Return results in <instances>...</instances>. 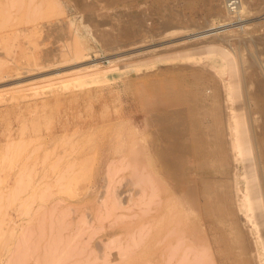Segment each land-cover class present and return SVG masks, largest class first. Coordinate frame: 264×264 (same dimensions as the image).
<instances>
[{"label":"rangeland","instance_id":"374dc122","mask_svg":"<svg viewBox=\"0 0 264 264\" xmlns=\"http://www.w3.org/2000/svg\"><path fill=\"white\" fill-rule=\"evenodd\" d=\"M13 1L0 0V264H164L166 258L167 264H179L186 254L183 264H259L255 257L264 252L263 218L255 210L248 221L237 206L250 156L232 155L223 117L225 106H232L238 112L246 108L257 119L256 184L264 204V98L254 92L264 68L250 63L264 59V0H248L249 11L241 17L248 20L244 30L239 21L231 23L233 34L224 46L242 65L236 76H230L218 53L197 49L203 40L197 32L207 22L227 21L224 0ZM189 52L192 56L185 59ZM94 63L98 66L91 67ZM208 65L224 68L216 76ZM106 68L112 70L96 84L63 85L75 75ZM237 79L240 95L232 92L226 102L224 86ZM147 135L158 161L150 149L136 151ZM132 139L135 160L134 155L122 160L120 151H128ZM110 160L114 170L120 167L116 175H109ZM19 174L27 181L21 193ZM141 178L143 189L129 183ZM112 185L120 193L119 207L118 199L111 204ZM149 188H154L150 197ZM166 190L174 206L169 214L157 195ZM97 197L105 199L106 207ZM118 213L136 215L122 219ZM114 215L120 219L112 221ZM130 239L140 243L133 247ZM123 244L132 246L127 258H122L128 254ZM118 245L126 253L118 252ZM197 256L203 258L196 261Z\"/></svg>","mask_w":264,"mask_h":264},{"label":"bare ground","instance_id":"6f19581e","mask_svg":"<svg viewBox=\"0 0 264 264\" xmlns=\"http://www.w3.org/2000/svg\"><path fill=\"white\" fill-rule=\"evenodd\" d=\"M14 1H19V0H14ZM13 1V2H14ZM21 1H23V0H21ZM227 1L228 0H224V3H223V9H224V14L222 15V17L224 18L223 20L225 21V20H227V21H225V22H223V23H220V24H214V21L213 22H211V23H206L205 24V27H204V29L203 28H201V29H203L202 31H198L197 32V39H203L202 41L200 40V43H202L200 46H198L197 47V49H200V52H206V53H213V52H216V53H218V55L220 56V58H221V60L223 61V62H225L227 65H228V69H229V71L228 72H230L229 74H230V76H236V74H237V72L239 71V67L240 66H242V65H238V60H237V58L235 57V56H233L232 54H231V52L229 51V50H227V49H225L226 47V45H228L227 43H228V38L230 37V36H232L231 35V33L233 32V28L232 27H230L231 26V23L233 22V23H235V21L236 20H238L239 22V27H241L242 29L241 30H244L243 28L244 27H246L247 26V24H248V20H244V19H242L241 17H242V13H244V12H246V11H249V7H248V0H240V2H239V4L237 5V7L235 8V9H231L228 5H227ZM12 2V1H11ZM15 3V2H14ZM28 3V5L26 4V6H29V2H27ZM38 3H40L39 1H38ZM38 3H35V5L36 4H38ZM143 3V2H142ZM23 4V3H22ZM13 5V4H12ZM34 4H33V6H35ZM144 5V4H143ZM14 6V5H13ZM39 6H40V4H39ZM39 6H37L36 7V11L35 12H38L39 10H37L38 8H39ZM260 6V5H259ZM263 6V5H262ZM32 8V7H31ZM257 8V7H256ZM29 8H26V10H28ZM35 9V8H34ZM138 9V8H137ZM31 11H34V10H31ZM30 11V12H31ZM26 12V14H27V11H25ZM251 12V11H250ZM150 14V13H149ZM29 15H31V14H29ZM137 15V14H136ZM26 16V15H25ZM136 17V16H135ZM144 18V17H143ZM260 19H262L263 21L262 22H264V10L261 12V16H260ZM148 22V21H147ZM141 23V22H140ZM232 23V24H233ZM169 24V23H168ZM171 24V23H170ZM169 24V25H170ZM141 25H143V24H141ZM179 26H177L176 28H178ZM202 27V26H201ZM238 27V26H237ZM180 28V27H179ZM195 29V28H194ZM176 31V30H175ZM108 33V32H107ZM107 33H106V35H107ZM109 34H111V33H108V35ZM233 34V33H232ZM249 34V33H248ZM248 34H246V36L248 35ZM100 35H101V37H102V35H105V33L103 34V33H100ZM107 35V36H108ZM253 35V34H252ZM259 36H260V34H258ZM106 36V37H107ZM111 35H109L108 36V38L110 37ZM263 36L264 35H262L261 34V37L263 38ZM103 37H105V36H103ZM192 37V36H191ZM240 37V36H239ZM111 39L110 40H112V37H110ZM140 38V34H139V36H138V38L135 40V42L138 40ZM193 38V37H192ZM238 38V37H237ZM246 38V37H245ZM245 38H243L244 40H245ZM250 38H252L253 39V37H250ZM255 38H257V37H255ZM101 39V41L99 40V35H98V40L101 42V43H104V39L105 38H100ZM195 39V38H194ZM236 39V38H235ZM242 39V38H241ZM240 39V40H241ZM247 39V38H246ZM249 39V38H248ZM251 39V40H252ZM259 39V38H258ZM258 39H256V40H258ZM261 39V38H260ZM106 40H107V38H106ZM105 40V41H106ZM109 40V39H108ZM107 40V41H108ZM256 40H255V43H256ZM115 41V40H114ZM254 41V40H253ZM116 42L118 43L119 41H117L116 40ZM237 42V41H236ZM239 42V41H238ZM241 43H242V41H240ZM239 42V43H240ZM79 43V42H78ZM111 44L113 43L114 44V42H113V40L110 42ZM199 44V43H198ZM257 44L259 45V43L257 42ZM261 44H264V40L262 41V43ZM104 45H105V43H104ZM110 45V44H109ZM118 45V44H117ZM120 45V44H119ZM225 45V46H224ZM230 45V44H229ZM115 46V45H114ZM260 47H261V45H260ZM258 48V47H257ZM196 49V48H195ZM196 49V50H197ZM259 49V48H258ZM261 49H262V47H261ZM261 49H259V50H257V52H259ZM81 50V49H80ZM191 50V49H190ZM195 50V51H196ZM263 50V49H262ZM82 51V50H81ZM192 51V50H191ZM83 52V51H82ZM194 52V51H193ZM192 52V53H193ZM196 52H199V50L198 51H196ZM239 52V51H238ZM263 52V51H262ZM262 52H259L258 54H260L261 55V53ZM75 53H80V51L78 52V50H76L75 51ZM75 53H73V54H75ZM192 53L191 52H189L188 54H186L184 57H185V59L188 57L189 58V55H191L192 56ZM81 54V53H80ZM169 54V53H168ZM167 54V56H169ZM194 54H196V53H194ZM257 54V53H256ZM171 55V54H170ZM164 56H166V55H164ZM163 56V57H164ZM178 56V55H177ZM253 56H255V57H257L256 55H253ZM252 56V57H253ZM75 57L77 58V54L75 55ZM171 57H172V55H171ZM168 58L167 57V59H175V57H174V55H173V58ZM187 58V59H188ZM183 59V58H182ZM260 58H258V59H256L255 60V58H254V60H253V62H250L251 63V65H255V67L256 68H259L260 70H261V67H263L264 68V65L262 64V61L264 60H259ZM239 60H241L240 62L243 64V62L245 61H243V57L241 58V59H239ZM151 61V60H150ZM251 61V60H250ZM108 62H111V61H108ZM205 63V62H204ZM203 63V64H204ZM263 63H264V61H263ZM149 64V63H148ZM151 64V63H150ZM202 64V65H203ZM200 65V64H199ZM91 67H97L98 66V63H94V64H91L90 65ZM209 66V65H208ZM208 66H207V68H208ZM149 67V66H148ZM151 67V66H150ZM213 69H212V68ZM209 66V68H211V70L212 71H214V72H216V73H214L216 76H220V74L222 73V70H223V68H224V66H222V67H220V68H218V69H216L217 67H214V66ZM208 68V69H209ZM80 69H82V68H80ZM85 69V67H83V69L82 70H84ZM115 69V68H114ZM81 70V71H82ZM112 70V68H106V69H103V70H99V71H96V72H93V73H87V74H83V75H75L74 77H72L69 81L67 80L66 82L64 81L63 83V85H65V86H67V85H70V84H75V85H79V86H83V85H87L88 86V84H90V83H94V82H97L98 80H99V78H100V76L102 77H106L107 76V74H108V72L110 73V71ZM241 70H242V68H241ZM75 72H76V70H74ZM78 71V70H77ZM210 71V70H209ZM211 71V72H212ZM240 72V71H239ZM261 74H259L260 76L259 77H257L256 78V86H255V89H254V92L255 93H257V94H259L261 97H263L264 98V74L262 73V71H259ZM264 72V71H263ZM218 74V75H217ZM255 74V73H254ZM243 76V75H242ZM240 77V76H239ZM219 79H220V77H218ZM237 78V77H236ZM65 79V78H64ZM240 81H241V85L243 86V87H247V81L245 80V79H242L241 77H240ZM243 80V81H242ZM53 81V80H52ZM240 81L237 79V80H235V82L234 83H229V84H227V86H224V87H226V89H225V93L226 94H224L225 95V99H226V102L228 101V100H230L231 101V93L232 92H234V95L236 96H239L240 94V91H239V88H240ZM107 82V81H106ZM46 84V83H45ZM94 84H96V83H94ZM99 85V84H98ZM37 86V85H36ZM251 86V85H250ZM47 87V86H46ZM84 87V86H83ZM242 87V88H243ZM72 88H73V86H72ZM71 88V89H72ZM224 89H223V91H224ZM67 90V89H66ZM32 91V90H31ZM35 91H36V89H35ZM20 92V91H19ZM37 93V92H36ZM34 94V93H33ZM35 95V94H34ZM12 97V96H11ZM18 98V97H17ZM22 98V97H21ZM231 104H232V102H230ZM223 104V103H222ZM227 104V103H226ZM226 108H228L227 110L228 111H224L225 112V116L223 117V123H224V129H225V131L227 132V136L229 137V142H227L228 144H230V145H228V146H230V148H229V150H230V152H232L233 154V156L236 158L237 157V154H241V155H248V156H250V159H249V161H248V164L246 165V168H245V175H244V178H245V181H246V185H245V189H244V192H243V194H242V199H240L239 201H238V205H237V202H236V205L238 206V211L240 212V211H242V212H244L245 213V216H246V218H248L247 220L248 221H250V219H251V217L254 215V211L255 210H258L259 211V213L257 214V217H262L263 218V222L262 223H264V210H263V206H264V204H263V199H262V194H261V192H260V190H259V188L257 187V177H258V172H257V164H256V152H255V148L257 147V144L255 143L256 141H255V134H254V132H253V129L255 128H253V123L255 122V121H257V119L254 117V116H252L253 114L250 112V111H248L245 107V109H244V111H240V112H238V108L236 109L235 107H232V106H225ZM224 114V113H223ZM263 122V120L261 121V123ZM256 133V132H255ZM253 136H254V138H253ZM227 137V138H228ZM135 138V137H134ZM190 139H192V137H190ZM253 139H254V141L255 142H253ZM228 141V140H227ZM124 142V141H123ZM96 143V142H95ZM122 143V142H121ZM130 145V147L128 148V151H120L121 152V154H122V160L123 159H125L126 157H129V155H131V157H133L132 155H134V159L133 160H135V140H131V143H129ZM86 146H88V145H90V142H88V143H86L85 144ZM157 145V144H156ZM97 146V145H96ZM153 146H152V139H151V137H150V135H147L145 138H143V140L141 141V143H140V145L139 146H137V152H141L142 150H143V148H144V150H145V148H147V150L148 149H150V150H148L150 153H151V157H154V155H155V157H156V160L158 161V159H157V154H156V151L152 148ZM255 147V148H254ZM257 149V148H256ZM171 150V149H170ZM169 150V151H170ZM85 152V151H84ZM97 152V151H96ZM100 152V151H99ZM167 152V151H166ZM68 156V155H67ZM66 156V157H67ZM70 156V155H69ZM130 157V159L132 160V158ZM74 159H76V157L74 158ZM121 159H119L118 161L119 162H121ZM236 160V159H235ZM74 161V160H73ZM117 161V162H118ZM110 162H111V164L113 163L114 164V162H112L111 160L108 162V164H110ZM119 162L117 163V165H119ZM134 162V161H133ZM231 162V161H230ZM233 162V164L234 163H236V162H234V160L232 161ZM72 163V162H71ZM71 163H69L70 165H71ZM67 164V166L69 165L68 163H66ZM65 164V165H66ZM95 164V163H94ZM113 164H112V172H110L109 171V175L111 174V173H113L114 174V172H115V174L114 175H116L118 172V170H120V167L117 169V167H116V169L114 170V168H113ZM33 165V164H32ZM232 165V164H231ZM59 166V165H58ZM30 168H32V166H29ZM69 167V166H68ZM25 168H26V166L23 168L24 170H25ZM108 168V167H107ZM235 168V167H234ZM22 169V170H23ZM21 170V169H20ZM24 170H23V172H24ZM27 170V169H26ZM25 170V171H26ZM63 170V169H62ZM117 170V171H116ZM30 169H29V173H28V170H27V174H30ZM64 171H66V169H64L63 170V172ZM18 172V171H17ZM55 172V171H54ZM62 171L60 172V173H58V174H61V173H63ZM233 172H235V169H234V171ZM20 173V172H19ZM22 173V172H21ZM65 173V172H64ZM106 173H108V172H106ZM105 173V174H106ZM236 173V172H235ZM235 173H234V176H235ZM26 173H25V175H24V177H25V179H26V176H29V175H27ZM56 175V182H57V180L58 181H60V178H58L57 176H59V175ZM111 175V177H113L114 175ZM233 174V173H232ZM16 175H18L17 173H16ZM64 175V174H63ZM62 174L60 175V177L61 178H64V176H63ZM19 179H20V182H22V183H20V182H18V180L19 179H17V180H15V181H17V182H14L15 183V185H16V183H17V185H19V189H18V186L17 187H15V185H14V187H15V190L16 189H18V191L20 190V191H22L20 188H22L26 183H25V181L26 180H24L23 181V179H22V181H21V178L23 177V176H21L20 174H19ZM63 176V177H62ZM105 176V175H104ZM106 177H108V176H106ZM110 177V176H109ZM110 177V178H111ZM109 178V179H110ZM233 178H236V177H233ZM102 179H104V178H102ZM108 179V180H109ZM27 180H28V178H27ZM30 180V179H29ZM29 180H28V182H29ZM107 180V179H106ZM108 180H107V182H108ZM129 180V179H128ZM127 180V181H128ZM135 180V179H134ZM104 182H105V179L103 180ZM113 181V180H112ZM111 181V182H112ZM116 181H117V179H116ZM126 181V182H127ZM27 182V181H26ZM129 182V181H128ZM142 182H143V178H141V181L139 182V181H137L136 180V182L134 181H132L131 182V180H130V184L131 185H134L135 186V183L136 184H138L139 186H141L142 187V189L143 188H145L143 185H142ZM154 182V181H153ZM234 182H235V179H234ZM20 183V184H19ZM59 183V182H58ZM58 183H56L57 185V187H58V185H62L63 183H60V184H58ZM113 183H118V181L117 182H113ZM21 184H23V185H21ZM114 184V185H115ZM123 184V183H122ZM121 184V185H122ZM125 184V183H124ZM153 183H151V185H152ZM235 184V183H234ZM21 185V186H20ZM64 185V184H63ZM62 185V186H63ZM106 185L108 186L109 185V182H108V184H104L103 186H105V188H106V190L108 191L109 190V186L108 187H106ZM120 185V186H121ZM130 185V186H131ZM116 186V185H115ZM114 186V188H113V185H112V190L114 191V189H116L115 190V194H114V192L113 191H111L110 193H111V195H113L114 194V197L112 196V200H113V203H111V204H113V206H115L114 205V199H118V201H117V205L119 204V201H120V193H117L116 191H117V188ZM119 186V185H118ZM235 186H237V185H235ZM14 187H13V194H15V190H14ZM152 187V186H151ZM104 188V189H105ZM108 188V189H107ZM155 188V187H154ZM154 188H149V194H148V190L146 189V190H144V193H146V194H148V197H150V195H152L153 196V194H154ZM261 188V187H260ZM9 189H11V186L9 187ZM103 189V190H104ZM121 189V188H120ZM127 189V188H126ZM150 189H152V193H151V190ZM236 188H234V190H235ZM58 190V189H57ZM60 190V189H59ZM62 190H63V188H62ZM62 190H60V191H62ZM88 190H89V188H88ZM129 190V188L127 189V191ZM237 190V189H236ZM239 190V189H238ZM17 191V190H16ZM19 191V192H20ZM64 191V190H63ZM107 191H105L104 190V193H109V192H107ZM124 191V190H123ZM160 191V189H158L157 190V192H159ZM240 191V190H239ZM120 192V191H119ZM130 192H131V189H130ZM4 193V192H3ZM8 190H7V192H6V196H5V198H8ZM11 194V196H12V192H10ZM21 193V192H20ZM101 193H102V191H101ZM104 193H102V194H104ZM113 193V194H112ZM151 193V194H150ZM156 193V192H155ZM164 193H166V195H161V193L160 194H158L157 193V195L159 196V198L160 199H162V201H163V203H164V210H166V213L167 214H169V213H172V211H173V209H174V206L170 203L171 201V194L166 190V192H164ZM238 193V192H237ZM237 193H235L236 195H237ZM1 194V193H0ZM19 193H17L16 192V196L18 195ZM2 195V194H1ZM106 195V194H105ZM134 195H135V192H134ZM157 195H155L156 196V198H157ZM10 196V197H11ZM129 196V195H128ZM154 196V197H155ZM164 196V197H163ZM13 197V196H12ZM101 197V196H100ZM98 198V199H101V198ZM121 197H122V195H121ZM153 197V198H154ZM102 198H103V196H102ZM105 199L107 198L106 196L104 197ZM111 198V197H110ZM236 199H237V197H235ZM105 199H101V201L102 200H105ZM123 200H124V198H122ZM130 199V198H129ZM149 199V198H148ZM150 199H152V197L150 198ZM160 199H159V201H156L157 202V205H158V203L160 202ZM106 200H109V199H106ZM122 200V201H123ZM100 201V202H101ZM129 201V200H128ZM236 201V200H235ZM112 202V201H111ZM155 201H148V203H154ZM102 203H103V208L104 207H106V205H105V203L102 201ZM101 203V204H102ZM150 204H148V207H149V205ZM123 205V204H122ZM24 206V205H23ZM26 206V205H25ZM120 205H118V207H119ZM134 206V205H133ZM109 207H112V205L111 206H109ZM108 207V208H109ZM117 207V208H118ZM122 207V206H121ZM130 207V206H129ZM132 207V206H131ZM148 207H146V210L148 209ZM25 208V207H24ZM112 208H114V207H112ZM139 208V207H138ZM106 209V208H105ZM120 209H122V208H120ZM125 210H130L129 208L127 209V207L126 208H124ZM25 210V209H24ZM97 210L98 209H96V212H97ZM110 210L112 211L113 209H111L110 208ZM116 210V209H115ZM138 211H139V209H137ZM142 212H145V210L142 208ZM149 210V209H148ZM147 210V211H148ZM177 210V209H176ZM23 211V210H22ZM107 210H105L104 211V213L106 212ZM149 211H151V210H149ZM237 211V212H238ZM113 212V211H112ZM140 212H141V210H140ZM25 213V212H24ZM146 213V212H145ZM148 213V212H147ZM23 214V213H22ZM26 214V213H25ZM99 215H101L100 214V212L98 213ZM107 214V215H106ZM106 214H104L105 215V217L107 216V219H108V215H109V210L106 212ZM119 215L121 214V213H118ZM134 214V213H133ZM133 214L131 215H129V217L130 216H133ZM239 214V213H238ZM99 215H98V217H99ZM123 214H121L120 215V218H122L121 216H122ZM134 215H136V214H134ZM85 216H87V213H85ZM89 216V215H88ZM102 216V215H101ZM111 216V215H110ZM109 216V217H110ZM115 217H113V220L112 221H114L115 220V218L117 217V219H120L119 218V216L117 215H114ZM125 216H127V215H124V217L123 218H126ZM82 217H84L83 215H82ZM128 216H127V218H129ZM134 217V216H133ZM86 218V217H85ZM88 218V217H87ZM100 218V217H99ZM122 218V219H123ZM131 218V217H130ZM138 218V217H137ZM82 219V218H81ZM98 219V218H97ZM230 219V218H229ZM82 221H84V219L82 220ZM87 221L88 220H86L85 222L87 223ZM119 221H121V220H119ZM110 222V221H109ZM10 223H11V220H10ZM115 223V222H114ZM116 223H118V222H116ZM147 223V222H146ZM176 223H178V222H176ZM252 223V222H251ZM83 224V223H82ZM89 224V223H88ZM179 224V223H178ZM9 225V224H8ZM263 225V224H262ZM101 227H102V225H100ZM146 225H144V227H145ZM256 226V225H255ZM143 226H142V228H144ZM7 228H8V226H7ZM100 228V227H99ZM137 228H139V227H137ZM16 229V228H15ZM86 229V228H85ZM84 229V230H85ZM149 228H147V230H148ZM3 230V229H2ZM13 230V229H12ZM136 230H139V229H136ZM142 229H140L139 231H141ZM4 231V230H3ZM7 231V230H6ZM10 231V230H9ZM14 231V230H13ZM139 231H137V232H139ZM146 231V230H145ZM144 231V232H145ZM149 231V230H148ZM170 232L172 233V228L170 229ZM263 233H264V231H262ZM139 233H141V232H139ZM147 233V232H146ZM174 233V232H173ZM181 233V232H180ZM131 234H133V233H131ZM176 234V233H175ZM12 235V234H11ZM129 235V234H128ZM164 235H166V234H164ZM173 235V234H172ZM117 235L114 237V239H115V241L117 240ZM163 237V236H162ZM180 237H181V235H180ZM261 238H262V236H260ZM263 237H264V234H263ZM113 238V237H112ZM110 239V240H113V239ZM130 238H132V236L130 237ZM260 238V239H261ZM108 239V240H109ZM163 239V238H162ZM109 240V241H110ZM125 240V239H124ZM134 240V239H133ZM175 240H177V238L175 239ZM261 240H263V238L261 239ZM13 241V240H12ZM142 241V240H141ZM158 241V240H157ZM182 241V240H181ZM120 242H121V240H120ZM119 242V243H120ZM130 242H131V245H133V247H135L134 246V244L135 243H137V245H138V242L140 243V241H139V239H137V242H132V239H130ZM167 242V241H166ZM177 242H180L179 241V239L177 240ZM254 242H255V240H254ZM262 242H264V240L262 241ZM112 243V242H111ZM125 243H126V240H125ZM175 243H176V241H175ZM182 243L183 242H181L180 244H178V247H179V245H180V247L182 246ZM12 244V243H11ZM177 244V243H176ZM176 244L174 245V247L176 246ZM264 243H262V245H263ZM107 246L109 245L108 243L106 244ZM120 246H121V244H119ZM119 245H118V247H116L117 248V251L119 250V251H124L125 249L123 248V247H126V252L128 253V254H126V256H122V258L123 257H128L127 255H130L129 253L131 252V253H133L132 251H130V250H127V249H130V248H127V246L129 247V245H127V244H123V245H126V246H123L122 248H123V250L121 249H118V248H121V247H119ZM136 245V246H137ZM170 245V244H169ZM104 247H105V243H104V245H103ZM172 247L173 246H171L170 247V249H172ZM178 247H176V249H177V251H178ZM186 247V246H185ZM184 247V248H185ZM256 247V246H255ZM107 248V247H106ZM184 248H183V250H184ZM187 249L189 248V246H187L186 247ZM186 248H185V250H184V252L185 251H188V250H186ZM97 249H99V248H97ZM96 249V250H97ZM105 249V248H104ZM173 249H175V248H173ZM256 249V248H255ZM193 250H195V249H192V251ZM257 250V249H256ZM255 250V251H256ZM99 251V250H98ZM118 251V252H119ZM124 251V252H125ZM169 251V250H168ZM182 251V250H181ZM197 251V250H196ZM264 251V250H263ZM125 252V253H126ZM170 252H173V251H170ZM170 252H169V254H170ZM183 252V251H182ZM184 252H183V256H184ZM176 253V252H175ZM175 253H173L172 254V257L174 256V254ZM189 253V252H188ZM198 253V252H197ZM203 253V252H202ZM257 253V257H255V259L257 258V262L259 263V264H264V252H256ZM99 254H100V252H99ZM103 254H104V251H103ZM121 254V253H120ZM252 254V253H251ZM122 255V254H121ZM125 255V254H124ZM179 256V258L180 257H183V256ZM186 255H188V254H186ZM185 255V257L184 258H181V259H183V260H180L179 258V261L180 262H182V264H183V261H184V259H187L186 256ZM194 255L195 254H193L192 256L194 257ZM104 256V255H103ZM161 256V255H160ZM171 256V254L169 255V257ZM196 256V255H195ZM253 256V255H252ZM135 257V256H134ZM167 257V256H166ZM201 259L203 258V257H201V256H199ZM199 257L197 256L196 257V261H199V260H197V259H199ZM121 258V259H122ZM132 258V257H131ZM209 258V257H208ZM103 259H105L104 257H103ZM121 259H119V260H121ZM193 259H195V258H193ZM200 259V260H201ZM98 260H99V258H98ZM100 260H101V258H100ZM168 260H170V259H168ZM92 262H93V260H91ZM102 261V260H101ZM165 261H167V258L165 259ZM164 261V264L166 263ZM179 261H177L179 264H181ZM190 261H192V263L193 262H195V260L193 261L192 259L190 260ZM210 261H211V259H210ZM103 262H105L104 260H103ZM176 262V263H177ZM201 262V261H200ZM208 262V261H207ZM184 263H185V261H184ZM197 263H199V262H195L194 264H197ZM146 264H148V263H146ZM167 264V263H166Z\"/></svg>","mask_w":264,"mask_h":264},{"label":"built area","instance_id":"2783aa9c","mask_svg":"<svg viewBox=\"0 0 264 264\" xmlns=\"http://www.w3.org/2000/svg\"><path fill=\"white\" fill-rule=\"evenodd\" d=\"M240 0H228L227 1V5L231 8V9H235L237 7V5L239 4ZM238 21V20H237Z\"/></svg>","mask_w":264,"mask_h":264}]
</instances>
